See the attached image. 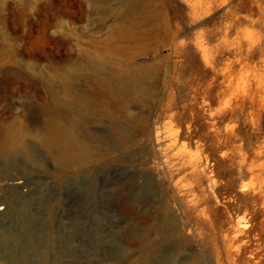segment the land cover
<instances>
[{
	"label": "rangeland",
	"instance_id": "374dc122",
	"mask_svg": "<svg viewBox=\"0 0 264 264\" xmlns=\"http://www.w3.org/2000/svg\"><path fill=\"white\" fill-rule=\"evenodd\" d=\"M128 62L149 69L141 133L124 145L97 117L100 155L56 163L30 132L56 89ZM11 126L0 264H226L238 221L237 257L264 264V0H0V143Z\"/></svg>",
	"mask_w": 264,
	"mask_h": 264
},
{
	"label": "bare ground",
	"instance_id": "6f19581e",
	"mask_svg": "<svg viewBox=\"0 0 264 264\" xmlns=\"http://www.w3.org/2000/svg\"><path fill=\"white\" fill-rule=\"evenodd\" d=\"M80 71L84 72L81 83L60 85V88H57L55 92L53 107L44 112L40 123L35 124L30 131L32 137L44 147L45 151L51 154L53 160L58 164L91 160L100 155V151L94 146V143L97 140H110V137L104 133L99 134L83 128V125L86 126V124L96 121L97 117L104 119L107 129L114 132L122 144H132L137 135L141 133L142 127L139 125L140 122L137 123L141 117L138 118L130 113L131 106L139 102L140 96L147 100L151 99L148 88L141 86L148 80V67L128 62L116 72L107 73L103 67L91 64ZM8 129L9 132L5 133V138L0 143V157L24 153L26 149L24 142L19 138L22 135L21 128L11 126ZM104 147L106 148L104 153H112L117 150L115 147L107 145ZM181 171L182 169L175 174ZM210 172L213 173L214 170L211 169ZM20 184L17 181L14 185L20 187ZM156 194V189H150L149 194L146 195V197L148 196L147 200L141 205L155 209L159 202L153 199ZM251 198L255 199L254 196ZM229 206V202L224 205L225 209ZM244 228L245 225L240 221L234 225L232 232L230 223L224 228L222 234L223 241L227 245L226 264H248L247 260L244 261L236 255V253L244 251V248L237 247L235 249L233 247L237 236L245 233ZM231 234L234 235L231 237ZM164 236L165 238H174L173 250L176 252L189 247L188 238L181 235L180 228H166ZM200 240L203 238L201 237Z\"/></svg>",
	"mask_w": 264,
	"mask_h": 264
}]
</instances>
